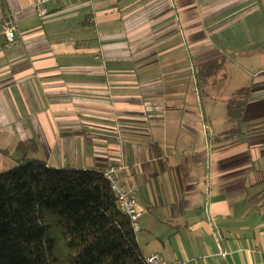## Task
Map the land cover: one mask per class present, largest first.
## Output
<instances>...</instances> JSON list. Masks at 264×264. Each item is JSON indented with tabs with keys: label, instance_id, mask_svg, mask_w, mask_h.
<instances>
[{
	"label": "crops",
	"instance_id": "crops-1",
	"mask_svg": "<svg viewBox=\"0 0 264 264\" xmlns=\"http://www.w3.org/2000/svg\"><path fill=\"white\" fill-rule=\"evenodd\" d=\"M36 1L0 0V170L123 163L144 256L264 264V0Z\"/></svg>",
	"mask_w": 264,
	"mask_h": 264
},
{
	"label": "trees",
	"instance_id": "trees-1",
	"mask_svg": "<svg viewBox=\"0 0 264 264\" xmlns=\"http://www.w3.org/2000/svg\"><path fill=\"white\" fill-rule=\"evenodd\" d=\"M213 64L195 71L201 95ZM243 106L239 92L228 106L238 125L230 136L238 134ZM34 149L33 142L16 147L22 155ZM0 264L146 263L102 171L52 169L24 158L0 173Z\"/></svg>",
	"mask_w": 264,
	"mask_h": 264
},
{
	"label": "built area",
	"instance_id": "built-area-1",
	"mask_svg": "<svg viewBox=\"0 0 264 264\" xmlns=\"http://www.w3.org/2000/svg\"><path fill=\"white\" fill-rule=\"evenodd\" d=\"M46 0H37L34 4V8L38 14L43 15L44 12L41 5ZM56 1V0H55ZM59 1V0H58ZM17 29L12 17H7L2 22V34L7 41V44H12L15 41ZM126 169L123 163H117L109 165L104 171L103 176L109 182L110 188L115 195L118 207L120 211L129 219L131 229L134 234L139 231L138 218L139 213L136 209V200L133 193L130 190L119 186L117 176ZM224 256L225 252H221ZM146 264H184L182 260L167 261L158 254H149L145 256Z\"/></svg>",
	"mask_w": 264,
	"mask_h": 264
},
{
	"label": "rangeland",
	"instance_id": "rangeland-1",
	"mask_svg": "<svg viewBox=\"0 0 264 264\" xmlns=\"http://www.w3.org/2000/svg\"><path fill=\"white\" fill-rule=\"evenodd\" d=\"M2 171H4L3 169L0 170V173H2ZM5 171H8V170H5Z\"/></svg>",
	"mask_w": 264,
	"mask_h": 264
}]
</instances>
